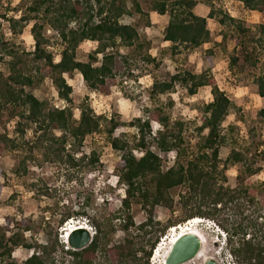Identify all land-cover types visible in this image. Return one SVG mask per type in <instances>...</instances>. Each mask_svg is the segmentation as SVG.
Returning <instances> with one entry per match:
<instances>
[{
    "label": "trees",
    "instance_id": "1",
    "mask_svg": "<svg viewBox=\"0 0 264 264\" xmlns=\"http://www.w3.org/2000/svg\"><path fill=\"white\" fill-rule=\"evenodd\" d=\"M141 1L143 0H30V5L21 13L20 18H11L9 23L13 34L18 32L19 27H30L28 33L35 42L33 52L21 54L0 31V61L3 55L10 57L7 65L9 74L5 75L0 71V122H14L16 132L21 136L30 128L34 129L36 135L35 140L29 142L0 134L1 153L20 148L28 151L26 156L18 157L16 175H20V171L26 173L28 161H36V150L42 153V163H53L67 170L90 169L99 164V157L95 153L76 156L81 151L85 138L100 130L103 119L96 116L88 101L84 100L80 104V114L75 119L70 107L53 109L47 100L38 99L31 90L48 78L58 97L71 103L72 87L67 79L78 72L90 91L109 96L119 78L133 76L131 68L136 55L147 63H155L156 60L150 54V38L141 36L138 24H122L120 21L123 16L134 14L148 20L149 14H145ZM144 1L151 4L150 11L169 15L163 33L164 40L171 43L170 52L174 60H178L184 51L189 54L212 41L207 28L208 19L217 20L222 27L231 28L236 43L243 48L246 62L251 61L254 53L249 52L250 45H256L257 48L253 51L260 48L264 52V0H238L247 10L257 11L262 15L263 23L257 26L256 32L242 20L217 9L213 0H205L210 10L207 17L195 12L199 0ZM129 2L132 8L128 6ZM150 24L148 21L147 25ZM45 26H49L60 36L62 50L59 60L45 47ZM221 36L226 42L227 33L222 32ZM88 41L95 42L97 46L89 54L88 61H79L77 49ZM120 48H128L131 52L123 54ZM208 53V70L200 74L188 70L179 72L170 76L169 80L155 81L150 91V96L155 101L158 96L173 92L177 85L185 88L189 96L197 95L202 87L211 88L212 101L204 106L202 118L193 126L192 131L198 140L195 152L190 153L186 145L187 124L181 120L172 122L161 105L146 109L144 118H136L128 124L137 129L136 148L144 150L141 157L129 149L127 142L117 137L112 139L113 149L123 152L116 169L120 181L126 186L121 213L115 219H123L121 228L129 234L130 227L135 226L133 217L128 212L132 203L139 204L149 213L157 206L172 208L173 191H178L185 217L174 222L176 224L173 226L196 218L209 219L226 234L228 247L236 264H264V216L256 202V196L252 194L244 178L236 188L226 186V170L230 166L242 165L243 172L249 176L255 175L260 169L247 165L249 154L236 148L231 150L226 160L220 158L221 148L229 142L221 128L235 104L220 90L211 74L212 50ZM238 62L237 56L231 57L230 68L233 69ZM255 84L258 95L264 98V64ZM259 114L264 118V109ZM152 122L160 126L156 132L152 130ZM110 123V136L125 125L113 120ZM57 131L61 134L57 135ZM148 137L154 150L146 141ZM170 152L176 153L174 165L167 171H162L163 162ZM1 175L4 176V173L0 169ZM4 186L0 181V197ZM255 191L264 196V187L255 188ZM90 205L88 200L80 210L70 212L60 220V226L73 218H86L94 224L96 233L92 243L80 251L69 246L65 249V243L61 244L58 234L54 235L50 229L47 230V244L28 240L25 234L31 232L33 237L42 226L25 219L17 221L15 231L8 235L12 220L6 218L4 223H0V264H57L55 254L59 249L70 257L61 264H150L154 248L159 243V234L164 235L165 230H159L154 236H150L149 224L142 223L136 227L143 231V237H148V241L142 239L135 243L127 237L125 244L109 247L115 231L112 220L89 218L86 206ZM248 210L251 213L245 216ZM229 211H233L235 219L225 217ZM19 247L31 252L23 263L14 259ZM141 252L143 255L139 256Z\"/></svg>",
    "mask_w": 264,
    "mask_h": 264
},
{
    "label": "rangeland",
    "instance_id": "2",
    "mask_svg": "<svg viewBox=\"0 0 264 264\" xmlns=\"http://www.w3.org/2000/svg\"><path fill=\"white\" fill-rule=\"evenodd\" d=\"M199 2L195 9L196 14L207 16L206 10L208 12L209 7L205 4L206 1L199 0ZM213 2L217 9H222L227 14L253 27V32H256L257 26L263 23L262 15L259 12L247 10L238 0H213ZM141 4L145 14H149L148 20L144 16L141 18L138 14H134L133 16H123L120 21L122 24H138L141 36L150 38V54L156 60L155 63H147L142 57L134 55L131 68L133 76L119 78L109 96L90 91L82 75L78 72L67 79L72 87L71 103H67L58 97L52 81L48 78L31 90L38 99L47 100L53 109L70 107L75 119L79 117L80 104L84 100L88 101L96 116L103 119L100 130L85 138L81 151L76 156H90L95 153L100 162L90 169L67 170L53 163H42V153L36 150L34 152L36 161H28L26 173L20 171V175H16L15 168L18 164V157L26 156L28 151L20 148L17 151L0 152V169L4 173V176H0V181L5 184L0 197V223H4L6 218L12 220L11 232L8 235L15 231L17 221L25 219L42 226L33 237L31 232H27L25 235L28 240L47 244V230L50 229L54 235L55 233L58 234L59 242L65 243L64 246L67 249L66 232L70 229L72 222L80 221L86 222L87 226L92 228L94 239L96 228L92 222H89V219L73 218L72 222L68 221L60 226V220L66 214L80 210L89 200L91 205L86 206L89 218H109L112 220L115 231L109 247L125 244L127 237L135 243L142 239L148 241V237H143V231L136 227L142 223L149 224L150 236H154L159 230H165L164 235L159 234V243L154 248V251H158L155 254L153 251L150 259V264H163L166 243H168L165 238L171 234L172 227L170 226L185 217V211L179 201V193L173 191L174 203L172 208L157 206L152 213L144 210L139 204L132 203L128 212L133 217L135 226L130 227L129 234L125 233L121 228L124 224L123 219H115V216L120 215L122 200L126 197V186L120 181L116 169L117 162L123 152L113 149L111 142L115 137L120 138L129 144L130 150L141 157L144 150L136 148L138 143L135 139L137 129L128 124L136 118H144L146 109L161 105L171 117L172 122L181 120L187 124L186 145L189 147L190 153L195 152V144L198 140L192 130L193 126L197 125L202 118L204 106L212 101L211 88L202 87L197 95L189 96L185 88L177 85L173 92L160 95L155 101L151 98L150 91L155 81L169 80L170 76L179 72L188 70L194 74H200L208 70L210 68L207 59L209 50H212L211 74L220 90L225 92L235 104L221 128L222 134L228 138L229 142L227 146L221 148L220 158L226 160L231 150L236 148L238 151L249 154L247 165L260 169L255 175L249 176L243 172L242 165L230 166L226 170V186L236 188L240 180L244 178V182L252 194L256 196V202L264 216V196L255 191V188L264 187V118L259 114L264 109V98L258 95V87L255 84V79L263 70L264 52L260 48L253 51L257 47L250 45L249 52L254 53L251 61L246 62L243 48L236 43V37L231 32V28L222 27L217 20L208 19L207 28L210 31L212 41L189 54L184 51L178 60H174L170 52L171 43L164 40L163 33V29L169 21V15L158 16L155 12L150 11L151 4L149 2L143 0ZM29 5L30 0L0 1L1 34L21 54L34 50V39L28 33L30 27L28 29L19 27L18 32L13 34L9 20L20 18L21 13ZM128 6L132 8L130 2ZM148 21L151 22L150 25H147ZM222 32H226L228 35L226 42L222 39ZM43 35L47 40L45 47L55 54L56 60H59V53L62 50L59 34L49 26H45ZM96 46L97 44L92 41L80 45L77 49V59L84 62L88 61L89 54L95 50ZM120 51L123 54L131 52L128 48H120ZM233 56H237L239 62L231 69L229 64ZM257 58L258 61L256 62ZM9 61L10 57L4 55L0 61V71L5 75L9 74L7 67ZM111 120L125 123V125L110 136ZM16 127L14 122H7L6 124L0 122V134H8L9 137L18 138L20 141L33 142L35 140L34 129H28L25 135L21 136L16 132ZM159 128L158 123L152 122L154 132ZM56 134L60 135L61 133L57 131ZM146 141L154 150V146L150 143V137ZM175 156V152L168 154L167 159L163 162L162 171H167L174 165ZM249 210L245 216L251 213ZM225 217L235 219L233 211L226 213ZM238 222L240 223V219ZM185 224L181 223V225ZM195 228L205 236L207 243L202 247L197 257L186 264H205L210 258H214L219 264H228L225 246H222L221 238L218 235L219 231H222L221 228L209 219H202L201 222H197ZM159 254L160 256H158ZM30 255L29 250L19 247L16 249L14 259L18 263H23ZM142 255V252L139 253V256ZM55 258L57 264L70 259L61 249L55 254Z\"/></svg>",
    "mask_w": 264,
    "mask_h": 264
},
{
    "label": "water",
    "instance_id": "3",
    "mask_svg": "<svg viewBox=\"0 0 264 264\" xmlns=\"http://www.w3.org/2000/svg\"><path fill=\"white\" fill-rule=\"evenodd\" d=\"M81 227V226H78ZM93 241V234L87 228H76L68 236V245L75 251L87 248ZM202 250L199 236L188 233L180 236L173 244L165 264H185L193 260ZM205 264H218L215 260H208Z\"/></svg>",
    "mask_w": 264,
    "mask_h": 264
},
{
    "label": "bare ground",
    "instance_id": "4",
    "mask_svg": "<svg viewBox=\"0 0 264 264\" xmlns=\"http://www.w3.org/2000/svg\"><path fill=\"white\" fill-rule=\"evenodd\" d=\"M201 221H202L201 219L196 218V219H194L193 221H191L188 224H185V225H177V226H173L171 228V230H170L171 234L165 238V241H167L168 243H166L167 244V247H166V252H165V255H164L163 264H165V260H166V258L168 256V254H169V252H170L173 244L176 242V240L180 236H184V235H186L188 233L195 234V235L199 236V238L201 239V241H202V247L205 246V244L207 243V240H206L205 236L200 231H198L197 228H195L197 222H201ZM74 223H75V225L74 226L71 225L70 229L67 230V232H66L67 233L66 234V238H68L70 232H72L76 228L83 227V228H87L88 230L91 231V228H89L84 222H74ZM78 226H81V227H78ZM158 256H160V254ZM210 259L215 260L214 258H210ZM191 261H193V260H191ZM191 261H189V262H191ZM189 262H187V263H189Z\"/></svg>",
    "mask_w": 264,
    "mask_h": 264
},
{
    "label": "clouds",
    "instance_id": "5",
    "mask_svg": "<svg viewBox=\"0 0 264 264\" xmlns=\"http://www.w3.org/2000/svg\"><path fill=\"white\" fill-rule=\"evenodd\" d=\"M194 220V219H193ZM193 220H190L189 222L187 223H190L191 221ZM202 220V219H201ZM71 222L73 220H70ZM80 222V221H79ZM219 237L221 238V243H222V246L224 245L225 246V250H226V259L229 261L228 264H236V261H235V257L232 255V253L230 252V249L228 247V242H227V238H226V235L224 234V232L222 231H219ZM68 240V238H66ZM68 244V242H67ZM69 246V245H68ZM158 249V248H157ZM158 250L154 251V254L157 252Z\"/></svg>",
    "mask_w": 264,
    "mask_h": 264
},
{
    "label": "crops",
    "instance_id": "6",
    "mask_svg": "<svg viewBox=\"0 0 264 264\" xmlns=\"http://www.w3.org/2000/svg\"><path fill=\"white\" fill-rule=\"evenodd\" d=\"M197 8V7H196ZM209 11L210 10H208V12H207V10H206V15L208 16V14H209ZM251 12H254V11H251ZM155 14H157V13H155ZM158 16H161V17H164V16H166V15H159V14H157ZM207 16H202V17H207ZM168 24V23H167ZM165 29V28H164ZM164 29H163V31H164ZM168 43V42H167Z\"/></svg>",
    "mask_w": 264,
    "mask_h": 264
},
{
    "label": "built area",
    "instance_id": "7",
    "mask_svg": "<svg viewBox=\"0 0 264 264\" xmlns=\"http://www.w3.org/2000/svg\"><path fill=\"white\" fill-rule=\"evenodd\" d=\"M85 224H86V222H84ZM71 225H75L74 223H72ZM87 225V224H86ZM91 233L93 234V230H92V228H91Z\"/></svg>",
    "mask_w": 264,
    "mask_h": 264
}]
</instances>
